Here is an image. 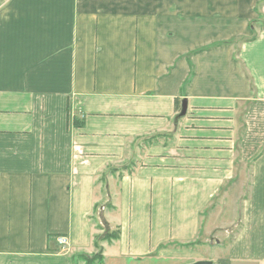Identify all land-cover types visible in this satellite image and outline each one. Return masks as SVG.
I'll return each instance as SVG.
<instances>
[{
    "label": "crops",
    "instance_id": "crops-1",
    "mask_svg": "<svg viewBox=\"0 0 264 264\" xmlns=\"http://www.w3.org/2000/svg\"><path fill=\"white\" fill-rule=\"evenodd\" d=\"M102 221V264H264V0H0V264H85Z\"/></svg>",
    "mask_w": 264,
    "mask_h": 264
},
{
    "label": "rangeland",
    "instance_id": "rangeland-1",
    "mask_svg": "<svg viewBox=\"0 0 264 264\" xmlns=\"http://www.w3.org/2000/svg\"><path fill=\"white\" fill-rule=\"evenodd\" d=\"M256 26L259 27V24H257ZM244 187L245 186H243L241 184L240 185L235 184V185L231 186L229 194L225 195L226 199H223L222 201L215 200V203L212 206V209L209 211V213H210L209 216L206 217L207 225H209L208 229H210V231H208L207 233H209V235L211 237H217V238L223 240L225 247H227V245L230 242H232L233 238L236 235V231L239 228L232 227V229L229 233L222 231V230L217 232V230H218L217 228H218V226L223 227L227 223H230V224L234 223V225L237 224V222L240 218V213H238L240 204L238 205V203L240 202L239 199H241V194L243 191L242 188H244ZM244 200H243V202H241V204L243 205V208H244V202H245ZM242 205H241V207H242ZM98 222H99V220H98ZM96 226H98V225H96ZM100 228H101L100 232L97 234H104L107 230H109L108 226L106 225L105 222H103V224ZM213 240H212V242H213ZM204 253L206 255L205 260L211 261V260H213V259H211L212 257H214V258L224 257L225 258L226 254H227V250L223 249V251H222V249H218L216 247L211 248V246H209L204 251ZM159 264H162V263H159Z\"/></svg>",
    "mask_w": 264,
    "mask_h": 264
},
{
    "label": "trees",
    "instance_id": "trees-1",
    "mask_svg": "<svg viewBox=\"0 0 264 264\" xmlns=\"http://www.w3.org/2000/svg\"><path fill=\"white\" fill-rule=\"evenodd\" d=\"M129 169H130V167L128 165H125V166L120 167V168L110 167L109 171L116 173L117 171L123 172V171L129 170ZM92 218L94 219V221L97 222V220H98L97 216L94 215ZM97 225H98V228L101 227L98 223H97ZM119 234H120V231L118 229L111 230V231L107 230L104 234H95L94 245L98 249L97 252L92 254L91 256L82 254L79 257L85 261V264H102L103 263V248L100 245V242L101 241H111L113 239H117L119 237Z\"/></svg>",
    "mask_w": 264,
    "mask_h": 264
},
{
    "label": "water",
    "instance_id": "water-1",
    "mask_svg": "<svg viewBox=\"0 0 264 264\" xmlns=\"http://www.w3.org/2000/svg\"><path fill=\"white\" fill-rule=\"evenodd\" d=\"M187 106H188V101L186 98H184L182 100V104H181V109L180 111L176 114L175 116V121L177 122L180 118H182L183 116L186 115L187 113ZM212 261H208V260H198L196 262H193L191 264H212Z\"/></svg>",
    "mask_w": 264,
    "mask_h": 264
},
{
    "label": "built area",
    "instance_id": "built-area-1",
    "mask_svg": "<svg viewBox=\"0 0 264 264\" xmlns=\"http://www.w3.org/2000/svg\"><path fill=\"white\" fill-rule=\"evenodd\" d=\"M56 240L63 250H67L69 246V240L66 236L64 235L57 236Z\"/></svg>",
    "mask_w": 264,
    "mask_h": 264
}]
</instances>
